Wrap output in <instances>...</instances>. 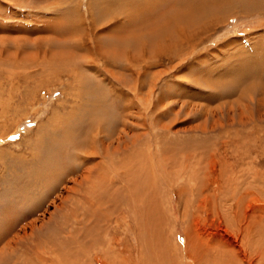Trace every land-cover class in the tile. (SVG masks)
<instances>
[{
    "label": "rangeland",
    "instance_id": "obj_1",
    "mask_svg": "<svg viewBox=\"0 0 264 264\" xmlns=\"http://www.w3.org/2000/svg\"><path fill=\"white\" fill-rule=\"evenodd\" d=\"M167 1L142 0L138 8L133 0H0V226L8 228L0 230V264H96L92 251L78 253L87 230L82 201L72 217L84 174L78 165L92 142L97 160L119 163L117 149L127 142L149 165L168 160L166 144L184 146L174 158L191 176L173 175L160 188L175 220L205 200L210 213L199 214L191 232L209 247V262L223 242L229 249L213 235L220 219L238 242L239 224L255 221L264 205V11L255 2L264 1L224 0L218 8L219 0H207L204 10L215 11L201 18L199 1ZM71 135L84 143L67 148L77 154L74 172L48 186L45 149L51 138ZM108 146L115 153L104 158ZM164 164L162 171L172 166ZM132 172L131 164L116 165L110 184L135 190ZM171 198L181 213L172 212ZM100 209L102 246L105 230L115 235L123 222ZM8 210L17 216L10 225ZM131 229L118 236L122 249L132 245Z\"/></svg>",
    "mask_w": 264,
    "mask_h": 264
},
{
    "label": "bare ground",
    "instance_id": "obj_2",
    "mask_svg": "<svg viewBox=\"0 0 264 264\" xmlns=\"http://www.w3.org/2000/svg\"><path fill=\"white\" fill-rule=\"evenodd\" d=\"M127 1H129V0H127ZM133 1L138 2V3L134 4L135 7L139 8L142 6V0H133ZM190 1L192 2L191 5H194L198 1L200 2L199 6L196 5V12H197L196 15H198L199 18L204 16V14H211L212 12L215 11V8H210V10L205 11L206 8L208 7L206 4L207 0H190ZM208 1H211V0H208ZM166 2H168V1L166 0ZM169 2H170V0H169ZM171 2L173 3V1H171ZM180 2H181V0H180ZM223 2H225V1L219 0L218 8L223 7ZM163 4H164V2H163ZM186 5H189V4L186 3ZM112 7H113V5H112ZM126 7L127 6H124V9H126ZM170 7H171V4H170ZM148 11H150V13H151V9ZM155 11H156V9H155ZM159 17H161V16H159ZM156 19H158V17ZM159 21H160V19H159ZM187 23H189V22H187ZM189 27H190V25H189ZM99 106H100V104H99ZM99 111H101V110H99ZM88 113H86V114H88ZM119 113H121V112H119ZM103 114H106V113H103ZM90 115H91V113H90ZM90 115H89V117H90ZM112 116H113V114H112ZM93 117H94V115H93ZM104 117H105V115H104ZM95 119H96L95 123H98V124L100 123V121H102V120H98L97 118H95ZM106 119H107V117H106ZM85 120H86L85 123L89 122L88 121L89 119L87 120V118H86ZM108 121H109V119H108ZM79 126H81V125H79ZM101 126H102V124H101ZM77 127H78V125H77ZM90 127H91V124H90ZM96 127H97V125H96ZM79 128L80 127H78L77 130ZM84 128H86L85 125H84ZM75 131H76V129H75ZM75 131H73V132H75ZM70 134H72V133L70 132ZM62 135H64V134H62ZM80 136H81V134L79 135V138H80ZM72 139H75L74 137H72V135L70 137H67V138H66V136H64V137H59V138L56 137L54 139L53 138L50 139L49 145H47V148L45 149V151H46V155H45L46 157H44L45 162L42 165V171L44 173V176H42V179L43 180L45 179V182L48 184V186L49 185L53 186L54 183L63 179L68 173L74 172L73 166H72L71 170H68V168L70 169V167H71V165H69V161H72V159L76 158L77 154H76V156L70 155L71 152L69 151L70 152V154H69L67 148L69 146H74L77 148V150L81 151V149H83L84 143L82 145L81 141H74ZM70 140H72L73 143H71L70 145H67V142ZM126 143L127 142H125L123 145L119 146L117 149V152L122 154L121 161L119 163H117L115 161H113V163H112L108 159L97 160L98 158H97L96 153L99 154L100 150L98 149V146L96 147L94 145L95 142H92L91 143V146H92L91 153L86 154L83 157L80 164L78 165V169L82 170L84 172V174L82 175L83 180L81 183V187L78 190L73 191V192L76 191L74 194L78 195L77 196L78 203L76 206H74L72 208V209H74V210H72V211H74L72 217L80 216V213H78L77 211H78V209H80V207H79V206H81L80 204L83 203L84 207H82V208L84 209V212L82 213V218H81L82 222L81 223H84V227H86V229H87V230H85V234L83 235V236H86L83 240L84 245H85L84 250L81 249L78 251V253L81 251L85 252L86 250L92 251L93 252L92 257L94 258V260H96V264H99V263L108 264L109 257H111V260L113 262L112 263L110 260V262H111L110 264H124V261H126V264H179V261L181 262V264H235V262H234V260H236V258L234 257L235 255H237L239 257V264H264V205L261 204L262 206L260 207V203H259L258 206L260 208L258 211H256L257 208L255 206V208H256L255 211L257 212L255 221H252L250 223L248 222L243 226L241 224H239V242L236 241V239H234V237L232 235L227 236L229 234L225 230L226 228L224 229L221 225L224 222L227 223V221L222 220V219L219 220L220 224L217 225L215 232L213 231L214 233L213 232L212 233L215 236L219 235L221 237L220 239L222 240V242L228 241L229 249L228 250L224 249V248L221 249L222 247L227 246L226 242L222 243L221 248H220V243H219L218 248H220L219 250H221V251H219V253H217V251H218L217 250L216 251L217 254H215V256H213V258H212V262H209V254H208V250H207V248H209V247H205L203 242L198 237H196L195 234H193V232H191V225L193 224L194 228L196 227V224H194V223L198 220L197 216L201 213H204V212L210 213V210L208 208H204V206H203L205 200L200 201L201 202L200 205L198 202V205H199L198 207H197V204L196 205L190 204V205L185 206L184 211L181 213L179 211V204L176 202V200H174V198H171V202L175 206V208L172 210V212L184 214L181 217L176 216V220H175V219H173L174 213H171L169 210V207L167 206V202L169 204V201L167 199H165V201L163 200V198L166 196V192L164 190L162 191L160 188L161 185L166 183L165 181L167 179L171 180L172 178H174L173 175H178L177 178L182 176V175H184V177H187V178L189 175L191 176V174H189L188 176H185L188 173H186L187 171H182L183 170L182 168H181L182 169L181 171L179 170V168L177 166L178 160L176 161V159L174 158L178 155V152L183 149L181 147H184V146L183 145L180 146L177 144H175L174 146L173 145L169 146V144H166L167 147L164 150L165 151L164 152L165 153L164 159L166 158L168 160H164V162H165L164 166H165V169H166L167 163L171 164L172 166L170 167V169H167L168 171L163 170V171H166V173H165L162 171V164L164 162L162 163L159 159L156 163L152 162L149 165L147 163V157H145V159H144L145 155H142L140 152L133 149L135 147L133 144L131 145L130 143H128L126 145ZM136 145H137V143H136ZM131 149H133L134 151H132ZM186 149H190V148H186ZM102 151L103 152H100V153L101 154L104 153V158L107 156L110 157L111 154L115 153L112 149H109V146L107 148H103ZM184 151H187V150H184ZM124 154H125V157H124ZM187 154L188 153L186 152L185 156H187ZM152 158H153V156H152ZM87 164H90L91 166L84 168V165H87ZM129 164H131V169L133 171L132 172V175H133L132 184L135 187V190L115 189L110 184V181L112 180V172H113L115 166L116 165L121 166V167L125 166L128 168ZM154 170H156L155 173H154ZM38 171H40L39 168H38ZM42 171H40V172H42ZM65 171H67V172H65ZM37 172L35 174H37ZM183 172H185L186 174H183ZM59 173H61V174L59 175ZM192 175H194V174H192ZM35 177H36V175H35ZM145 180L147 182V188L146 189L144 188ZM45 182H44V184H45ZM125 182H126V180H125ZM175 183H176V181L174 180L172 185L173 186L176 185ZM52 186H50V187H52ZM129 186H130V184L128 183L127 187H129ZM227 198L228 197L226 196V199ZM42 199H43V197H42ZM79 201H82V202L79 203ZM214 201H215V199H214ZM103 202H105V203H103ZM240 203H242V202H240ZM103 204H104V206H105V204L107 205L106 208H104V210L109 209V212L111 213V217L107 216L108 218H111V220L115 219L116 221L121 220L123 223L121 225V229L117 230L118 233L115 235L113 234L114 233L113 230H112L113 231L112 234L109 233L108 229L105 230V232H106V236H105L106 242L105 243L106 244L104 243V245L102 244V246L101 245L99 246V245H97V243L102 237H100V235H99V227L100 226L97 223V221H100L98 219L101 218V214L99 217V215H96V211H97V209H100V208H101L100 210H102V208L104 207ZM124 205H126L127 208H126V206L123 207ZM104 210H102V211H104ZM246 211H244V213H246ZM8 212H10V211L8 210ZM97 212H99V211H97ZM114 214H116L117 216L120 215L121 219H119V217H117V216H113ZM16 217L17 216H15L13 214V218H12L11 212L9 213V216L6 215L7 225H10L11 219H14ZM77 219H79V218H77ZM226 219H227V217H226ZM131 222H132V224H131ZM108 226H109V224H108ZM130 226L132 227V229L135 228V232H133L134 237L132 236V241H131L132 245H127V246H125V248L122 249V247L124 245V241L122 243V241L119 240L120 238L118 236L121 235L125 231H128V233H129L130 228H131ZM215 226H214V228H215ZM1 227L2 226H0V230L3 233L8 229L7 226L4 230H2ZM224 227H226V225ZM237 228H238V226H237ZM180 231L185 233L184 243L179 242L178 235H179ZM75 232L78 233V231H75ZM3 236L5 238V235H2V237ZM98 236H99V239L97 240ZM219 236H217V237H219ZM4 238H2L1 240H3ZM93 238H95V240L93 242L91 240H89V239H93ZM133 239H134V241H133ZM233 242L235 243V245ZM67 243H68V241H67ZM230 245H232L234 247L232 248ZM99 247H101V248L105 247V250L103 249V251H97V249H99ZM108 250L112 251V254H110V252H108ZM120 250H122V251H120ZM135 252H137V255H135ZM125 253L128 254L125 259L120 257V254L124 255ZM135 256H137V258H135ZM117 258H121L120 263H118ZM137 260L139 262H137Z\"/></svg>",
    "mask_w": 264,
    "mask_h": 264
},
{
    "label": "crops",
    "instance_id": "obj_3",
    "mask_svg": "<svg viewBox=\"0 0 264 264\" xmlns=\"http://www.w3.org/2000/svg\"><path fill=\"white\" fill-rule=\"evenodd\" d=\"M244 1H246V0H237V1H236V4H237V3L241 4V3L244 2ZM250 1L252 2L253 0H250ZM263 1H264V0H263ZM255 3H256L255 8H256V7H259V8H260L259 10L264 11V4H260V3H257V2H255Z\"/></svg>",
    "mask_w": 264,
    "mask_h": 264
}]
</instances>
